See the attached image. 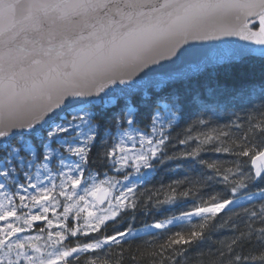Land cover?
Returning <instances> with one entry per match:
<instances>
[{"label": "snow or ice", "instance_id": "obj_1", "mask_svg": "<svg viewBox=\"0 0 264 264\" xmlns=\"http://www.w3.org/2000/svg\"><path fill=\"white\" fill-rule=\"evenodd\" d=\"M0 264H264V0H0Z\"/></svg>", "mask_w": 264, "mask_h": 264}, {"label": "trees", "instance_id": "obj_2", "mask_svg": "<svg viewBox=\"0 0 264 264\" xmlns=\"http://www.w3.org/2000/svg\"><path fill=\"white\" fill-rule=\"evenodd\" d=\"M220 71L223 72L224 69L223 67L220 68ZM249 70L247 69H241L239 67L237 68H233L232 69V72L233 73H241V72H248ZM256 75L258 74H253V73H250L249 74V78H254ZM213 76H215V73H213ZM200 79V82L203 83V84H207L208 83V77L207 76H202L199 78ZM221 80H223V76L220 77ZM136 100H139V96H136L135 97ZM227 120V110L223 107V102L221 103V107H220V122L223 123ZM160 179H165L167 180V177H159ZM109 231H111V229H109Z\"/></svg>", "mask_w": 264, "mask_h": 264}, {"label": "water", "instance_id": "obj_3", "mask_svg": "<svg viewBox=\"0 0 264 264\" xmlns=\"http://www.w3.org/2000/svg\"><path fill=\"white\" fill-rule=\"evenodd\" d=\"M199 43V42H198ZM204 43H216V42H204ZM170 63V61H167V60H164V59H162L161 61H160V64H164V65H167V64H169ZM154 67H158V65L157 66H154ZM142 74V73H141Z\"/></svg>", "mask_w": 264, "mask_h": 264}]
</instances>
